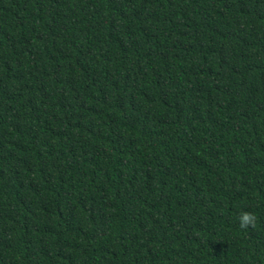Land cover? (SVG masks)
<instances>
[{"label": "trees", "instance_id": "1", "mask_svg": "<svg viewBox=\"0 0 264 264\" xmlns=\"http://www.w3.org/2000/svg\"><path fill=\"white\" fill-rule=\"evenodd\" d=\"M0 264H264V0H0Z\"/></svg>", "mask_w": 264, "mask_h": 264}, {"label": "clouds", "instance_id": "2", "mask_svg": "<svg viewBox=\"0 0 264 264\" xmlns=\"http://www.w3.org/2000/svg\"><path fill=\"white\" fill-rule=\"evenodd\" d=\"M239 226L241 229H245L255 222V217L249 212H242L238 217Z\"/></svg>", "mask_w": 264, "mask_h": 264}]
</instances>
